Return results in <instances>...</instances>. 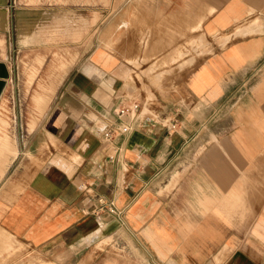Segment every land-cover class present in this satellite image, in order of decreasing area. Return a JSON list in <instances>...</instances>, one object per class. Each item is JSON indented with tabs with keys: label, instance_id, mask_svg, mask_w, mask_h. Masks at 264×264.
Here are the masks:
<instances>
[{
	"label": "crops",
	"instance_id": "crops-1",
	"mask_svg": "<svg viewBox=\"0 0 264 264\" xmlns=\"http://www.w3.org/2000/svg\"><path fill=\"white\" fill-rule=\"evenodd\" d=\"M124 2L45 122L16 147L0 135L15 154L0 166V230L72 257L125 232L153 264H264V24L251 28L264 0ZM139 71L164 84L140 88ZM9 76L0 57V98ZM120 97L145 126L117 152L103 133Z\"/></svg>",
	"mask_w": 264,
	"mask_h": 264
},
{
	"label": "rangeland",
	"instance_id": "rangeland-1",
	"mask_svg": "<svg viewBox=\"0 0 264 264\" xmlns=\"http://www.w3.org/2000/svg\"><path fill=\"white\" fill-rule=\"evenodd\" d=\"M124 4V0H6L4 25L0 26L4 53L0 57L8 63L10 76L0 98V124L1 120L7 122L0 135L9 136L15 146L45 122L53 101L68 87L82 64L97 46L109 41V19L121 12ZM144 52L148 56L149 51ZM146 74H137L140 88L145 84H164L143 82ZM40 83L49 90V102L44 109H38L33 101ZM1 151L3 166L15 154ZM3 171L0 169V178ZM122 237L86 245L72 257V251H33L23 241L0 230V264H153L145 247L125 232Z\"/></svg>",
	"mask_w": 264,
	"mask_h": 264
},
{
	"label": "built area",
	"instance_id": "built-area-1",
	"mask_svg": "<svg viewBox=\"0 0 264 264\" xmlns=\"http://www.w3.org/2000/svg\"><path fill=\"white\" fill-rule=\"evenodd\" d=\"M112 111L115 117L114 122L103 133V138L106 142L115 143L117 138L126 137L136 129L145 126L141 113V104L136 100L120 97L114 103ZM172 128H176V125H172ZM120 150L121 145H116V151L120 152ZM98 201L103 212L119 219L122 218L124 211L118 208L113 200L99 197Z\"/></svg>",
	"mask_w": 264,
	"mask_h": 264
},
{
	"label": "bare ground",
	"instance_id": "bare-ground-1",
	"mask_svg": "<svg viewBox=\"0 0 264 264\" xmlns=\"http://www.w3.org/2000/svg\"><path fill=\"white\" fill-rule=\"evenodd\" d=\"M261 19V18H260ZM263 24H264V20H262V21H260V20H255V22H253L252 23V27L251 28H260L261 29V26H263ZM251 25V24H250ZM250 27H249V30H250ZM253 28V29H254ZM239 29V28H238ZM248 29V28H247ZM246 29V30H247ZM262 29H263V27H262ZM244 30V29H243ZM248 30V31H249ZM264 30V29H263ZM238 31V30H237ZM251 31V30H250ZM252 32V31H251ZM255 32V31H254ZM260 32V31H259ZM244 33H245V31H244ZM253 33V32H252ZM255 33H258V31L257 32H255ZM249 34V33H248ZM243 35V34H242ZM221 37V36H220ZM224 39V38H223ZM143 40V39H142ZM222 42V41H221ZM198 44V43H197ZM193 46V45H192ZM195 47V46H194ZM192 48V47H191ZM142 49V48H141ZM209 50H210V48H209ZM70 54V53H69ZM64 56V55H63ZM169 55H167V57H168ZM65 57V56H64ZM178 57V56H177ZM58 58V57H57ZM60 58V57H59ZM75 58V57H74ZM45 59V58H44ZM56 59V58H55ZM154 59V58H153ZM68 60V59H67ZM71 60V59H70ZM75 60V59H74ZM139 60V59H138ZM66 61V60H65ZM70 62V61H69ZM75 62V61H74ZM71 63H73L72 61H71ZM155 63V62H154ZM156 64V63H155ZM162 64H164V63H162ZM152 65H154V64H152ZM60 66V65H59ZM67 66H68V64H67ZM65 68V67H64ZM58 69V68H57ZM66 69V68H65ZM68 69V68H67ZM50 72V71H49ZM66 72V71H65ZM34 74V73H33ZM52 74V73H51ZM65 75V74H64ZM63 75V76H64ZM158 79V78H157ZM46 90H48L47 88H46V85L44 84V83H40V85H39V90L38 91H36L35 92V94H34V98H33V101H34V104L36 105V106H40L41 105V102H46V101H48L44 96H42V95H45V92H46ZM49 91V90H48ZM49 102V101H48ZM41 107V106H40ZM39 108V107H38ZM1 122H3V120H1ZM6 124V123H5ZM4 136H5V134H4ZM7 136V135H6ZM1 137V136H0ZM3 138V137H2ZM1 139V138H0ZM9 141H10V139H9ZM16 141V140H15ZM6 143V142H5ZM10 144V143H9ZM13 144V143H12ZM12 144H11V146H12ZM0 145H2L1 144V142H0ZM14 145V144H13ZM4 146V145H3ZM11 146H10V148H11ZM14 147H16V146H14ZM13 147V149H15ZM9 148V147H8ZM70 148V147H69ZM13 149H11V150H13ZM67 149V148H66ZM71 149V148H70ZM72 150V149H71ZM3 151V150H2ZM78 156H79V154H78ZM5 157H7V156H5ZM9 159V158H8ZM8 161V160H7ZM3 168V167H2ZM22 182V181H21ZM16 187V186H15ZM19 188V187H18ZM16 189V188H15ZM17 191H18V189H16Z\"/></svg>",
	"mask_w": 264,
	"mask_h": 264
}]
</instances>
